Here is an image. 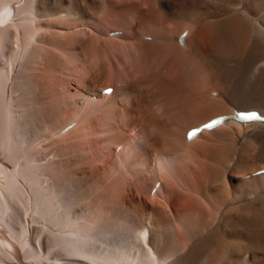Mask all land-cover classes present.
<instances>
[{
  "label": "bare ground",
  "instance_id": "1",
  "mask_svg": "<svg viewBox=\"0 0 264 264\" xmlns=\"http://www.w3.org/2000/svg\"><path fill=\"white\" fill-rule=\"evenodd\" d=\"M107 1L113 3L112 0ZM135 1L124 2L125 8L122 7L121 11L111 5L110 11L113 13H109L113 14L111 16L114 23H106L105 26L104 23H95L93 27L85 29H92L99 36V41L102 39L103 42L104 31L117 32L115 36L122 34L119 29L128 32V27L124 24L127 22L126 11L133 7ZM210 1L182 0L180 10L174 4H166V17H173L176 23L187 19L194 25L197 24V27L193 26L197 28L194 35L189 36L191 33L188 35L187 32L183 42L179 38L187 29L178 30L175 38H171L181 59L180 67L176 66L179 69L173 75L176 76L174 80L166 79L163 70L166 60L163 62L162 55L164 57L166 54L165 44H168L165 43L168 41L166 36L158 35L157 43L137 40L147 50L136 48L137 52L132 54L126 64L121 65L123 71L118 69L115 72L120 75V79L114 80L113 76L108 77L111 81H106L104 78L109 83L103 84L104 87L99 92L101 99L94 101L92 105L115 97L122 102L126 99L119 95L129 99L130 95L138 92L141 97L139 102L147 103L148 110L152 107L154 110L157 106L159 111L165 112L162 117L172 112L167 110L170 105L181 120L186 121L191 117L183 127L184 138L188 141L187 132L190 128L200 126L215 116L233 114L236 109H258L264 115V0H227L222 4L220 1ZM94 3V0H0V264H264V173L255 174L264 169V121L246 123L235 117L211 130L202 131L190 140L194 145L205 140L202 144L203 152L206 148L213 150L217 155L214 160L218 159L221 164L219 168L205 167L208 173L206 170L205 173L194 171L199 198L193 196L192 201L198 206L197 213L204 210L210 213L213 210L202 201L209 197L218 216L210 222L209 219L204 222L203 218L195 223L189 220L184 233L187 243L183 246L176 241L177 243L167 247L162 240L165 235L161 234L163 237L158 239L152 233V222L145 228L146 225L143 226L141 220L137 222L124 216L120 219L110 211L112 208H106L108 214L106 211L98 214L88 210L90 208L84 206L83 199L85 195L92 193L94 183L81 178L80 170L65 171L70 161L65 162L66 164L58 163L60 161L57 160L42 162L46 153H42L44 157H41L40 149H34L36 140L69 125L71 117L85 106L88 91L99 94L94 91L95 84L89 83V80L80 83L76 89L78 92L75 93L64 82H54L55 85H52L51 77L55 71L65 70L62 58L64 54L61 56V52H55V48L66 51L62 39L57 38L63 31L54 29L55 21L60 20L62 24L59 21L57 24L65 23V26L82 24V21L85 23V12L95 8L92 6ZM197 7L204 10V13L201 12L204 15H195L193 18L196 11H192V8L197 10ZM192 22L188 24L192 25ZM86 33L87 31L83 38L74 41L76 54H79L81 47L85 48L82 41L92 40L93 32L91 36ZM128 35L129 32L117 38L105 37V42H121ZM41 39H47V45L38 46L29 53L28 44ZM144 39L153 41L156 38L146 35ZM26 40L29 42L26 43ZM215 40L217 54L211 52ZM101 46L106 49L105 43ZM184 46H188L187 49H182ZM196 61H209V71L205 70V73L210 76L212 84L208 87L202 88L200 84H196ZM129 67H134V71L139 74L135 76L137 79L141 78L152 87L154 85L155 90L145 92L138 88L135 91L133 84L132 87L128 85V88H121L122 85L120 88L114 87L112 82L123 83L130 78ZM169 83L175 86L171 87ZM137 85L144 83L140 85L138 82ZM176 85L178 93L171 91ZM109 87H113V90L115 88L113 93L104 94V89ZM181 88L186 89L184 95L179 94ZM198 90H206L211 96L207 92L198 96ZM219 91L222 95H219ZM108 108L111 107H100L92 119L72 133L53 141L48 138L51 142L46 139L45 145L42 142L44 147L46 141L53 144L68 138L83 130L90 122L97 120L102 123ZM158 109H155L154 115L153 111L152 115L149 113L151 116L147 117V126L163 124L161 121L166 118L161 119L157 114ZM62 113L65 114L63 118L60 117ZM243 129L250 130L245 132L243 142L239 145L236 131ZM142 131L138 129L137 135ZM175 134L169 129L160 136H151V139L145 140L142 135L132 144V151L142 147L135 160V163L141 165L133 174V183H139V191H148L150 194L158 182L159 188L162 186L161 181L144 184L152 167L149 159L155 161L161 151V148L156 149L151 156L153 150L146 154L144 147L147 144L149 149L153 140L157 146L162 141L171 143ZM195 148H199V144ZM177 153L172 152L171 157L180 158ZM251 162L257 163L256 166L249 167ZM170 164L174 166L171 162ZM222 165L225 166L224 170ZM250 173H254L251 179L244 177ZM235 180L237 185L234 184ZM221 184L229 186L226 201L213 199L216 195L215 188ZM183 193L176 192L174 201L183 199Z\"/></svg>",
  "mask_w": 264,
  "mask_h": 264
},
{
  "label": "rangeland",
  "instance_id": "2",
  "mask_svg": "<svg viewBox=\"0 0 264 264\" xmlns=\"http://www.w3.org/2000/svg\"><path fill=\"white\" fill-rule=\"evenodd\" d=\"M94 1L95 3L92 6H94L95 8H92L91 10L88 9L85 12L87 14L86 16L87 18L85 17V23H83L84 21H82V24L74 23L73 26L68 25L69 26L68 27L64 25L65 23H63L64 26L60 25L62 24L60 20H57L60 22V24H57V21H55L56 24H55L54 29L59 28L60 31L61 30L63 31L62 35L57 36V38H59L60 40L62 39L61 42L63 43V48L65 47L64 50L66 51L65 52L63 50L59 51V49L55 48V52L57 51L61 52L60 54L57 52L59 55L62 56L64 54L62 58H63V64L65 65V70L63 72L55 71L51 75V77L53 78L52 85H55L54 82L56 84L60 82H64V85L69 87L71 89V92L77 93L78 92V90H76L77 86L80 83H83L86 80H89L90 81L89 83L95 84L94 91L99 93L102 87H104L106 83L107 84L109 83V82H105L104 78H106V81H111L112 79L114 80L120 79L119 77L120 75L115 72L118 69L120 70V72L121 70L123 71V68L121 65L126 64L127 63L126 61L132 56V54L134 55V52H137L136 48H139L140 50H147V47H144V45L140 44L137 40H142L144 42L150 41L152 43H157L156 40L159 39L157 37L160 34L166 36L167 38L166 40H168L165 42V43H168V44H165L166 50L164 52H166V54L163 53L164 57L162 55L163 62L166 60L165 64L163 63V70L165 73L164 75L166 79L170 81L174 80V77L176 76H173V75L177 74L176 71L180 67L179 65L181 64L180 62L181 59L178 56L179 50H177L178 48L176 46L173 47L175 45V42L171 38H175L174 36L177 35L178 30L181 31V30L187 29L188 35L191 33V35L189 36H193L195 31H197V28H196L197 24L194 25L195 23H193L191 20L190 21L187 20L186 17H185L186 21L183 20L181 22L176 23L173 17L171 16L166 17L164 14V10H167L166 9L167 3L174 4L175 6L179 8L178 10H180L181 8L180 2L182 0H136V1L132 0V1H135L136 3L133 4V7L130 10L126 11L127 22L124 23L126 24L125 26L128 27V32H129L128 37L129 38L127 37L126 39L125 37V39L121 41L123 43L119 41H118L119 43L118 42L115 43L113 41H111L112 42L111 43L108 40H106L105 42V39L106 38L107 39L117 38V36L118 37L123 36L126 33H128L125 29H119L122 31V34L121 35L119 34L116 36L114 34L117 32L114 33L112 30L104 31L103 33L105 35H104V39H103L104 42H103L102 39L101 41H99L100 40L98 39L99 36L96 35L92 29H85V28L93 27L95 23H102V24L104 23V26L106 25V23H112V22L114 23V20H113L114 18L111 16L113 14L109 13V12H112L110 11L111 5L119 8V11H121L122 7L125 8L124 2L130 1V0H112L113 3H108L107 0H94ZM211 1L212 2L217 1L216 3H218L219 1L220 3L221 2L225 3L227 0L225 1L224 0H211ZM193 9L194 8H192V11H196L195 14L193 13V16H194L193 18H195L196 16L198 17L200 15L202 16V14L204 13L203 12L204 10L199 9V7H197V10L196 9L193 10ZM96 11H99V12H96ZM201 12L203 13L201 14ZM185 16H187V18L189 17L188 14H186ZM108 17L110 20H108ZM115 22H116V19H115ZM189 22L190 23L192 22L193 24L192 25L188 24ZM187 25L188 26L190 25V26L187 27ZM193 26H196V27H193ZM190 27H192L193 29L192 28L190 29ZM198 28H200L199 25H198ZM30 29L32 30L33 28L30 27ZM31 30H27V31H31ZM113 30L116 31V29H113ZM85 31H87L89 36H91V33L93 32L91 36L92 40L90 39L91 37H89L90 39L89 41L88 40H86L85 42L82 41V45L85 48L83 49L81 47L79 49V54H76L77 50H76V46H74V41L77 38H83L85 36ZM158 31H160L161 33H159ZM73 32L75 33L79 32V33L77 35L74 33L75 34L74 36ZM63 33L65 34L69 33V34L65 35ZM110 33L113 35H111ZM145 34L153 35L156 39H154L153 41L151 39H144V37L146 36ZM26 41H27L26 43L29 42V40H26ZM92 41H95V42H92ZM45 42H48V40L41 39V40H38L37 42L33 40V42L28 44L29 53L38 46H46L47 44ZM103 43H105L107 50L101 46L103 45ZM179 47L181 48V46ZM187 47L184 46V48L182 47V49H187ZM215 47H216V40L214 43V48L213 47L211 48V52L213 54H217ZM174 52H176L177 54ZM225 52H226V48H225ZM174 54L177 57H175ZM5 60L6 58L4 59V61ZM208 63L209 61L208 62L205 61V63L204 62L202 63L201 61L200 62L196 61L195 63L196 65L195 66L196 84L198 85L200 84V87L202 88L208 87L210 84H212L210 81V76L205 73V70L209 71V67L207 65ZM176 66H179V67L177 68ZM134 70H135L134 67L128 68V73L129 71H131L130 78L132 77V79L129 78L125 80V82H128V84L125 82L122 83L120 81H116L118 82V85L116 82L114 83L112 82L113 86L116 88H120L122 85L121 88L123 87L128 88V85H130L131 87L134 85L133 87H135V91L136 89L141 88L140 90H143L145 92L148 90L153 92L155 90L154 89L155 86L153 85L154 87L153 88L148 83H145V81H143L141 78L137 79L135 76L139 74ZM113 76L114 78L108 79V77L111 78ZM138 82L140 85L143 83L144 85L138 86L137 85ZM140 82H143V83H140ZM146 84L149 85L148 88ZM169 84L171 86V83ZM173 86H175V84L172 85L171 87ZM174 88H172L171 91L174 90L175 92L177 91L178 93L177 85ZM180 90H179V94L184 95L186 92L185 91L186 89H182L184 93ZM204 92L206 93L207 91L206 90L199 91L198 96L204 95L205 94ZM219 92H220L219 95H222V92L221 91ZM206 94L210 95V93L208 92ZM119 96L125 98L126 100L123 99V101L120 102L119 101L120 99L119 98L117 99L115 97V99L117 100H115L114 98H111L109 101L105 99V101L100 100V102L98 101L96 105H92L94 101H97L99 98L101 99L100 93L93 94L92 91L91 93L90 91H88L85 97L86 103H84L85 106H83V109H82L83 111L80 109L82 112L79 111V113L77 112V114H75L74 116H72L73 114L71 113L70 116L72 117H71V120L69 121V125H67L64 129H60L57 132L50 134V136L46 135L47 137L43 136V138L41 137L39 140L37 139L34 144V149L36 148H37L36 150L40 149V152L39 151L38 152L39 154L41 153L40 154L41 157H44L42 156L43 155L42 153H44V155L45 153L46 155L48 154L47 155L48 157L46 155L44 157L47 160L44 159L42 162L45 163L48 161L57 160V161H60L58 163L66 164L65 162L70 161L68 162L69 165L67 164L68 166L66 167L65 171H67L68 169L69 170L72 169V171L77 170L79 172L80 170L81 172L79 176L81 178H84L85 180L94 183L95 187L92 193L85 195L86 197H84L83 199L84 206L90 208L88 210L95 211L96 213L100 214L102 211L105 212L106 208L107 209L112 208L113 210L110 209V211H112V213L115 214L120 219L123 218L124 216L126 218H130V220H133V221L135 220L137 222L141 220L140 222L142 223V225L143 224L146 225L145 228H147V225L149 224V222H152V224H154L151 227L152 233L154 234L155 237L157 238L159 237L158 239H161L160 237L162 236L161 234H163V236L165 235V237L162 236L163 237L162 240L164 241L167 247H170L176 241L178 243L181 242L180 244L183 246L187 243L186 241L187 239L186 238H185L186 240L184 239V237H186L184 236L185 235L184 233L186 231V224L189 222V220L190 222L194 221L195 223L196 220L198 221L199 219L203 218L204 222L208 221V219L210 222L213 219H216L218 216L217 215L218 213L215 211L214 205L209 197L203 198L202 201L208 208H210L213 211L208 213L204 210L203 212L197 213L196 209L198 208V206L194 205L195 202H192L195 197L199 198V194L197 193L196 185H195L196 175L194 171L197 170L198 172L200 171L201 173H205V170H206V173H208L205 167L215 166L219 168L221 164L218 163L219 162L218 159L216 161L214 160L216 159L217 155L215 152H212L213 150L210 151L209 149L205 147L206 149L203 152L204 146L202 144L206 142L205 140L198 143L199 148H195L196 146H198V144L194 145L192 141H188L187 139L185 140L183 127L185 126L187 121L191 119V117H188L186 121L181 120V117H178L176 111L173 110L172 105H170L169 108L167 109L170 112L171 111L172 112L166 115L165 117H162V114L165 112L159 111L158 107L155 106V109H158V112L157 110L156 112L157 114L160 115L161 119H164V118L166 119L161 121L163 122L162 125L159 123L158 126L156 125H153V127L147 126V117L152 115L151 113L152 111H153V115L155 114V109L152 110L154 107H152L151 109L149 108L148 110L147 105H146L147 103L144 104L143 102H139L141 97L139 96L138 92L130 95L129 99L124 97V95L123 96L119 95ZM113 99L115 102L117 101L114 104H113L114 102ZM108 106L111 108H108V111H106L105 117H104L105 119L103 120L102 123L98 122L97 120L90 122L89 125L85 127L83 130L77 133H73L72 135H69L68 138L66 137L65 139L56 141L53 144L50 143L51 142L50 140L53 141V139L55 140V139L61 138L62 135L64 134L74 132L75 130L80 128L83 124H85L87 121H89V119H92L94 115L98 112L100 107L107 108ZM64 115L65 114L62 113L60 117L62 116L63 118ZM75 116L77 117L74 118ZM138 129L143 130V131L139 132L137 135ZM163 129L164 131L170 129L176 132L174 139H173L175 143L172 144L173 140H171V143L169 141H166V142L162 141L157 146L153 140L150 143L149 149H147V144H146V147H144L143 149L146 154H147V151H150L152 149L153 150V152L151 153V156H152L154 152H156L158 149L161 148L160 149L161 151L159 150L160 153L156 157L155 161L151 160L152 158L149 159L151 161L149 162L152 167L150 170V174L148 175L149 177L147 176L146 177L147 180H144L145 181L144 184H147L150 182L153 183V182L161 181L162 186L161 188L158 187L159 190L157 191V193L151 190L152 192L149 194L148 191H144V190L139 191L137 189L138 188L137 186H139L138 185L139 183L135 181L133 183V180H134L133 174L135 171L139 170V164H140V163H135V160L137 159L138 154L141 152L142 147L139 146L133 149V151L131 148H132V144L136 141L137 137L143 135L144 136V137L142 136L143 139L145 140L151 139L154 135L160 136L161 134H163L164 132L162 131ZM247 130H250V129H247ZM247 130L243 129V131H236L238 134V144L239 145L241 142H243L242 139ZM48 132L49 131H47V133ZM48 138L49 139L51 138V139L48 140ZM46 139L50 141L48 142L50 144H48L46 141L47 147L46 146L44 147L45 145L44 141ZM42 142L44 143V145ZM41 145L44 147V149ZM200 147H202L201 151H200ZM196 149L198 150V152ZM166 150L167 151L169 150V151L167 152ZM175 151L178 152L177 154L180 155V158L171 157V153ZM161 152H163L164 154L163 153L161 154ZM168 157L170 161L168 160ZM170 162L174 166H171ZM161 163H163L162 166H161ZM256 164L257 163L251 162V164H249L250 165L249 167L251 168L255 167ZM144 165H146V163H144ZM223 166L224 165H222V169L224 170L225 166L224 167ZM252 175H254V173L247 174L244 177L247 179H251ZM234 184L237 185L236 180L234 181ZM228 188L229 186L226 187L225 184L218 185V188L216 187L214 190V193L216 195H214L213 199L215 200V198H218L221 201L223 200L226 201V199H228V190H229ZM176 192H181V193L184 192L183 194H185V197L182 196L183 199L174 201V196ZM211 206H213V208H211ZM107 212L108 211H106L105 213L108 214ZM165 230H166V233H165ZM138 235H139V232H138ZM263 239H264V233L262 236V240ZM134 252H136V250Z\"/></svg>",
  "mask_w": 264,
  "mask_h": 264
},
{
  "label": "snow or ice",
  "instance_id": "3",
  "mask_svg": "<svg viewBox=\"0 0 264 264\" xmlns=\"http://www.w3.org/2000/svg\"><path fill=\"white\" fill-rule=\"evenodd\" d=\"M109 91H111V90H109ZM206 127H211V125H206Z\"/></svg>",
  "mask_w": 264,
  "mask_h": 264
}]
</instances>
